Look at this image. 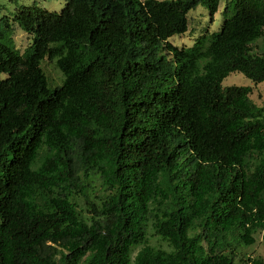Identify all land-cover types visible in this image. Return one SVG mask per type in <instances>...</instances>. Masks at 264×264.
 I'll return each instance as SVG.
<instances>
[{
  "label": "trees",
  "instance_id": "trees-1",
  "mask_svg": "<svg viewBox=\"0 0 264 264\" xmlns=\"http://www.w3.org/2000/svg\"><path fill=\"white\" fill-rule=\"evenodd\" d=\"M220 3L0 17V264H264L242 252L264 237V105L222 85L234 71L264 81V0H225L217 30L170 40Z\"/></svg>",
  "mask_w": 264,
  "mask_h": 264
},
{
  "label": "rangeland",
  "instance_id": "rangeland-1",
  "mask_svg": "<svg viewBox=\"0 0 264 264\" xmlns=\"http://www.w3.org/2000/svg\"><path fill=\"white\" fill-rule=\"evenodd\" d=\"M67 0H0V4L2 8L0 9V17L8 14L11 15L17 8L21 5H32L36 3L42 8H45L50 11H60ZM225 0H221L219 10L216 12L214 19H211V15L209 10L199 5L195 9H192L189 12V29L184 34H176L170 40L174 42L178 46H190L193 44L196 37L201 34L205 29H209L210 31H215L219 28L222 16L221 11L224 7ZM15 41L17 47L24 51L30 43H32V38L29 37L28 33L22 30L20 27H16L15 29ZM42 68L46 72L49 77V83L51 87H57L62 85L64 81V77L60 73V71L56 68L55 63L49 58H45V60L41 63ZM5 76V75H3ZM223 86H251L252 89V99L258 105H264V81L260 83H255L248 77H246L243 73L239 71H234L230 73L222 82ZM153 243H157L156 238L151 239ZM242 252L246 255L244 257L255 258L261 257L264 259V237L262 234L256 235V243L252 246L242 245ZM243 260V262L247 264H252L250 261Z\"/></svg>",
  "mask_w": 264,
  "mask_h": 264
}]
</instances>
